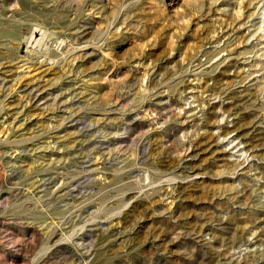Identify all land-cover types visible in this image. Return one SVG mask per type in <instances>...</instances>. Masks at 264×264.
<instances>
[{"label": "rangeland", "instance_id": "1", "mask_svg": "<svg viewBox=\"0 0 264 264\" xmlns=\"http://www.w3.org/2000/svg\"><path fill=\"white\" fill-rule=\"evenodd\" d=\"M0 264H264V0H0Z\"/></svg>", "mask_w": 264, "mask_h": 264}, {"label": "bare ground", "instance_id": "2", "mask_svg": "<svg viewBox=\"0 0 264 264\" xmlns=\"http://www.w3.org/2000/svg\"><path fill=\"white\" fill-rule=\"evenodd\" d=\"M37 34V33H36ZM39 36V35H38ZM31 37V36H30ZM32 37H34V36H32ZM31 39H33V38H31ZM44 41V40H43ZM41 45H42V43H41Z\"/></svg>", "mask_w": 264, "mask_h": 264}]
</instances>
